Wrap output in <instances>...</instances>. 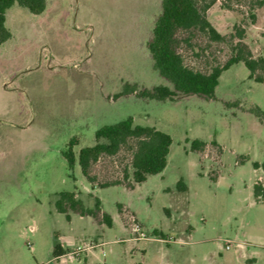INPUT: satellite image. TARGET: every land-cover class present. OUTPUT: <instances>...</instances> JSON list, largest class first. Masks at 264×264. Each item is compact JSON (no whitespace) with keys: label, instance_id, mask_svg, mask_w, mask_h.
<instances>
[{"label":"rangeland","instance_id":"374dc122","mask_svg":"<svg viewBox=\"0 0 264 264\" xmlns=\"http://www.w3.org/2000/svg\"><path fill=\"white\" fill-rule=\"evenodd\" d=\"M160 1L47 0L40 14L17 4L7 9L0 264H264V197L253 194L263 175L264 125L249 111H264V85L239 61L221 72L212 99L117 96L125 83L169 85L146 49ZM256 1L215 0L207 18L225 39L195 32L181 48L184 62L201 71L224 63L235 25L253 56L264 57V0ZM128 116L170 135L166 166L133 183L130 168L123 178L129 154L120 150L91 166V187L77 163L67 165L69 140L76 139L77 154L95 142L98 127ZM194 138L206 142L203 149L190 148ZM180 178L184 191L176 188ZM114 180L120 184L100 187ZM63 190H74L87 207L98 197L111 225L71 211L66 219L55 207ZM55 240L66 251L58 257Z\"/></svg>","mask_w":264,"mask_h":264},{"label":"trees","instance_id":"16d2710c","mask_svg":"<svg viewBox=\"0 0 264 264\" xmlns=\"http://www.w3.org/2000/svg\"><path fill=\"white\" fill-rule=\"evenodd\" d=\"M46 2L47 0H0V45L12 36L6 22L7 9L17 4L32 14H40L46 9ZM214 2L215 0H161L160 10L146 40V49L152 67L169 85L159 84L138 89L134 84L125 83L117 96L135 93L140 97L156 100L172 99L182 95L212 99L215 98L214 90L221 72L239 61H242L248 69L249 78L264 85V57L253 56L248 45L243 41L244 28L239 25L234 26L233 35L237 40L231 45L232 53L224 63L213 65L209 71H201L184 62L181 48L183 44L189 43L195 32L203 33L211 41L225 39V36L219 33L207 18V10ZM262 3V0L256 1L258 5ZM249 16L253 20L255 14L250 13ZM249 111L258 116L264 125V111L258 106L249 108ZM94 139L92 145L81 147L75 154L72 147L77 142L72 137L68 148L63 152L68 167L73 168L77 163L91 187L94 176L90 168L100 157L113 156L120 150H125L129 154V162L124 168L123 178L128 177L127 169L130 168L133 183H141L148 175L159 173L164 169L171 144L169 134L154 126L135 124L131 116L98 127L94 132ZM205 145L206 142L198 138L190 142L192 150H201ZM113 184H120V181L103 182L100 183V187ZM176 188L181 191L186 189L181 178L178 179ZM253 192L264 197V187L260 184H254ZM55 207L65 214L66 219H69L71 211L80 216H90L96 221L105 222L108 226L111 225V217L102 211L98 197H95L93 207H87L76 196L74 190H63L58 193ZM65 252L61 242L55 240L52 248L53 257L61 256Z\"/></svg>","mask_w":264,"mask_h":264},{"label":"crops","instance_id":"0c3cea01","mask_svg":"<svg viewBox=\"0 0 264 264\" xmlns=\"http://www.w3.org/2000/svg\"><path fill=\"white\" fill-rule=\"evenodd\" d=\"M255 167H258V164H257ZM262 170H263V175H258L257 179H256L253 183L259 181V182L261 183V185L264 187V169H262ZM253 194H254V192H253ZM254 196H255L257 199H260L261 197H263V196H261V195H255V194H254ZM61 245H62V244H61ZM62 247H63V246H62ZM63 248H64V247H63ZM64 249H65V248H64Z\"/></svg>","mask_w":264,"mask_h":264},{"label":"built area","instance_id":"2783aa9c","mask_svg":"<svg viewBox=\"0 0 264 264\" xmlns=\"http://www.w3.org/2000/svg\"><path fill=\"white\" fill-rule=\"evenodd\" d=\"M134 230L136 232H138L140 238H144L145 237L144 232L141 230V227H140L139 224H134ZM227 248H228V246H227Z\"/></svg>","mask_w":264,"mask_h":264}]
</instances>
